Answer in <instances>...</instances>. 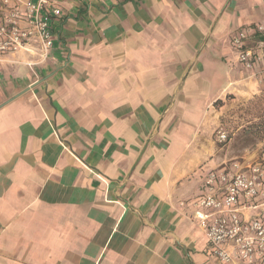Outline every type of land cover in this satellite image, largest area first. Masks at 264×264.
I'll list each match as a JSON object with an SVG mask.
<instances>
[{"label": "crops", "instance_id": "1", "mask_svg": "<svg viewBox=\"0 0 264 264\" xmlns=\"http://www.w3.org/2000/svg\"><path fill=\"white\" fill-rule=\"evenodd\" d=\"M62 8L46 60L21 51L0 64V264H225L189 202L207 170L261 155L259 141L218 156L208 106L264 85V65L247 69L230 43L264 25V0Z\"/></svg>", "mask_w": 264, "mask_h": 264}, {"label": "built area", "instance_id": "2", "mask_svg": "<svg viewBox=\"0 0 264 264\" xmlns=\"http://www.w3.org/2000/svg\"><path fill=\"white\" fill-rule=\"evenodd\" d=\"M65 1L0 0V64L21 51L37 56L36 61L46 60L55 45L54 24L63 16ZM230 43L237 61L247 69L264 65V25L241 29ZM229 139L225 129L216 131L218 143ZM259 144L261 155L255 161L234 159L207 170L204 194L181 202L194 208L193 219L211 254L225 264L264 263V139ZM253 210L259 211L249 216Z\"/></svg>", "mask_w": 264, "mask_h": 264}, {"label": "rangeland", "instance_id": "3", "mask_svg": "<svg viewBox=\"0 0 264 264\" xmlns=\"http://www.w3.org/2000/svg\"><path fill=\"white\" fill-rule=\"evenodd\" d=\"M226 82V76H221L216 80L215 84L210 86L209 96L226 85ZM253 96L239 98L233 93H227L209 103L208 108L211 113L208 116V124L213 125L212 139L218 148V156L231 158L234 155H245L248 152V155L252 154L255 145L264 138L263 135L250 132L247 128L253 117V114L248 111L247 102ZM217 100L219 101L216 102ZM221 128L225 129L230 136L229 141L226 143H218L216 140V131ZM207 133L203 130L201 135Z\"/></svg>", "mask_w": 264, "mask_h": 264}, {"label": "trees", "instance_id": "4", "mask_svg": "<svg viewBox=\"0 0 264 264\" xmlns=\"http://www.w3.org/2000/svg\"><path fill=\"white\" fill-rule=\"evenodd\" d=\"M218 101L219 100L216 102ZM247 103L248 111L253 114L247 128L250 132L264 136V86L261 88L260 92L255 94Z\"/></svg>", "mask_w": 264, "mask_h": 264}, {"label": "water", "instance_id": "5", "mask_svg": "<svg viewBox=\"0 0 264 264\" xmlns=\"http://www.w3.org/2000/svg\"><path fill=\"white\" fill-rule=\"evenodd\" d=\"M50 75H51V74H49L48 76L44 77L42 80H39V81L35 82L33 85H31L29 88H27V90H29L30 88L36 86L37 84H39V83L42 82L43 80H46L48 77H50ZM27 90H26V91H27ZM12 99H14V98L9 99L8 101H10V100H12ZM8 101H7V102H8Z\"/></svg>", "mask_w": 264, "mask_h": 264}]
</instances>
